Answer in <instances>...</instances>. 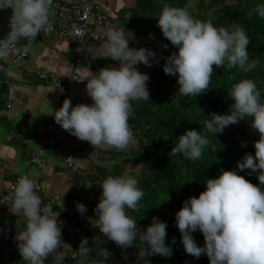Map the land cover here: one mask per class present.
Wrapping results in <instances>:
<instances>
[{
    "label": "clouds",
    "instance_id": "obj_1",
    "mask_svg": "<svg viewBox=\"0 0 264 264\" xmlns=\"http://www.w3.org/2000/svg\"><path fill=\"white\" fill-rule=\"evenodd\" d=\"M52 3L53 0H0V8L10 9V30L6 40L0 43L14 49L22 41H34L46 30ZM253 14L264 19V3L250 7L247 15ZM155 17L163 37L176 49L164 57L162 69L165 74L176 77L179 95L196 97L205 92L213 75V65L217 68L237 66L245 72L256 65V61L249 60L246 32L235 22L216 26L211 19L194 18L187 6L165 5ZM105 37L102 57L116 61L117 65L101 67L96 72L89 70L81 79L86 80L85 91L91 103L72 105L71 100L65 98L52 116L63 130L95 148L107 146L124 150L134 142L128 124L132 115L130 102L150 100L146 84L149 76L136 65L151 67L158 61L151 48L129 47V41H134L135 36L124 25L107 26ZM162 47L166 49L167 45ZM7 71L0 66V72ZM53 84V89L60 88L59 81ZM227 95L231 99L230 111L202 116L199 124L204 132L214 135L250 117V125L259 133V138L253 141L254 155L245 153L236 169L249 170L246 175L255 173L259 183H251L237 174L236 169L221 170L218 176L204 179V190L197 196H189L181 202L174 214L175 225L184 252L194 258L204 254L209 264H264V102L256 83L248 78L233 83ZM177 141L169 156L180 154L189 160L199 159L210 143L207 136L196 129H186ZM97 185L101 192L93 212L99 235L91 238V245L88 237L79 241L76 252L80 264H106L111 253L101 247L104 239L122 250L124 260H127L124 250L134 247L135 241L143 245L138 250L139 257L172 255L170 245L165 243L166 222L153 216L141 229L137 220L128 214V210H139L144 196L134 176L109 175ZM5 199L10 200L11 214L24 218L23 230L16 231L14 239L26 264H45L49 257L51 264H65L60 250V223L49 215V207L42 205L33 180L20 175ZM75 207L80 214L87 210L80 202H76ZM197 230L203 236L202 246H198L192 235ZM171 243H175V237ZM93 252L103 259L95 260V256L90 255Z\"/></svg>",
    "mask_w": 264,
    "mask_h": 264
},
{
    "label": "trees",
    "instance_id": "obj_2",
    "mask_svg": "<svg viewBox=\"0 0 264 264\" xmlns=\"http://www.w3.org/2000/svg\"><path fill=\"white\" fill-rule=\"evenodd\" d=\"M191 1L193 0H134L130 8H123L118 13L116 21L119 26L124 25L131 30L135 40L142 41L145 48L161 51L157 53L161 64L157 70L148 74L146 84L150 100L130 102L132 115L128 124L135 144H129L124 150H113L108 160H100V163L96 162L81 175H74L75 183L69 192L70 198L74 203H83L86 212L74 214L55 208L60 215V226L68 223L83 229L79 235L81 237H76L75 241L62 232L61 236L65 237L64 243L68 246L64 250L65 244H61L60 248L67 264H80L76 250L81 238L88 237L91 245V238L99 235L98 222L94 221L96 217L93 212L101 192L97 184L109 175L125 173L134 176L138 187L144 192L139 210H128V214L137 220V225L143 229L153 216L167 224L165 243L170 245L172 255H151L156 264H209L204 254L194 258L184 252L174 214L183 200L189 196H197L204 190V179L218 176L221 170L236 169L237 162L245 153L254 155L253 141L259 138V133L251 127L250 117L230 124L223 132L214 135L204 132L199 122L202 116L207 117L210 113L226 114L230 111L231 99L227 93L231 85L240 79H252L264 102V19L255 14L251 17L247 15L250 7L256 3H264V0H197L195 6L191 5ZM165 5L187 6L194 18L211 19L216 26H227L232 22L239 24L248 37L247 52L249 60L256 61L255 67L245 72L237 66L217 68L213 65V75L205 92L196 97L176 93V77L165 74L162 69L164 57L176 49L163 37L155 17ZM163 45H167V48L162 47ZM186 129L202 131L210 141L197 160L185 159L180 154L169 156L171 147L178 142L177 137ZM236 170L237 174L251 183H259L255 173L246 175L249 170ZM5 223L18 231L24 227L21 218L17 220L12 216L7 217ZM19 223L22 224L20 229ZM192 235L198 246H202V234L197 230ZM172 237H175V243H171ZM101 247L111 253L106 264H144L149 256H138V250L143 247L139 241L134 242V247L124 250L127 260L122 258V250L112 241L104 239ZM90 255L95 256V252ZM94 259L103 258L95 256Z\"/></svg>",
    "mask_w": 264,
    "mask_h": 264
},
{
    "label": "crops",
    "instance_id": "obj_3",
    "mask_svg": "<svg viewBox=\"0 0 264 264\" xmlns=\"http://www.w3.org/2000/svg\"><path fill=\"white\" fill-rule=\"evenodd\" d=\"M57 1L69 7H76L85 4L87 0ZM133 3L134 0L97 2L99 9L116 23L119 11L130 8ZM50 16L52 19L55 18L52 8ZM37 37L28 60L16 66L17 69L12 72V79L6 85V93L0 103V188L7 190L15 178L27 175L42 187L43 192L61 197L59 209L76 214L78 213L76 203L71 200L69 194L75 183V174L66 168L65 156L74 155L78 168L84 172L97 162L100 155L112 147L95 148L89 142L69 134L61 137L57 146L49 147L42 167L32 166L30 156L36 152L46 136L47 125L54 121L53 110L59 108L64 95V90L61 92L60 88L53 89L55 85L38 80L34 71L45 70L64 78L78 75V81L68 88L67 93L72 105H75L91 103L85 91L86 80L81 79L88 75L89 70L96 72L101 67L89 69L87 63L95 59L105 66H116L117 62L102 57L104 55L101 51L102 43H89L85 47L82 65L78 66L75 63L74 43L60 41L55 36L45 40ZM156 61L160 62L157 53ZM154 65L157 68L159 66L154 62L147 74L157 70ZM136 67L139 71L147 68L143 64H137ZM55 217L60 222L57 211L52 218ZM12 218L15 219L13 216ZM22 224L24 225L23 220ZM22 224L19 223V229ZM18 259L25 264L22 259L19 257Z\"/></svg>",
    "mask_w": 264,
    "mask_h": 264
},
{
    "label": "built area",
    "instance_id": "obj_4",
    "mask_svg": "<svg viewBox=\"0 0 264 264\" xmlns=\"http://www.w3.org/2000/svg\"><path fill=\"white\" fill-rule=\"evenodd\" d=\"M97 2L98 0H87L85 4L81 6L69 7L57 0H53L50 8L54 10L55 18L52 19V17L49 16V23L46 30L42 31L37 36H39L42 40L55 36L60 41L74 43L75 63L78 66L82 65V58L86 45L89 43L103 44L106 38L105 33L107 26L111 25L119 27V25L111 17L107 16L99 9ZM35 40L30 43L24 41L14 59H6L3 61V67L8 69L7 73L3 72L6 85H8L12 79V68L14 66H19L21 61L30 56ZM141 46L145 47L142 41H129V47ZM25 48L27 49L26 51L24 50ZM151 49L155 53H161V51L157 52L153 48ZM86 66L89 69H97L103 66L105 67V64L93 59L88 62ZM34 75L38 80L46 84L54 85L53 81H59L60 88L64 90L61 104L65 98H68V88H70L72 84L77 82L79 79L78 75H72L64 78L55 76L45 70H36L34 71ZM46 130V136L40 143L36 152L30 156V163L32 166L42 167L45 163V155L49 147L57 146L61 137L70 134L69 132L63 130L57 123H55V121L50 122L47 125ZM135 142L136 141L131 142L130 144H134ZM64 163L70 172L74 174H82L83 171L78 168L76 157L74 155H66ZM17 178L12 181L9 189L6 190L0 188V200H2V204H0V264H23L17 257L12 255L17 249L16 241L14 239L15 233L16 231H19L16 230L14 226L5 223L6 218L9 216H13L17 218V220L18 218H21L24 222L23 216L11 214L10 200L5 199V197L11 193ZM33 183L34 190L40 196L42 205L49 207V215L53 217L55 215V208L61 204V197L58 195H49L43 192L42 187L36 181H33ZM62 232L68 235L71 240L75 241L76 237L83 232V229L70 224H65L61 226V233ZM60 250L63 252L62 249ZM65 264H67L66 260ZM144 264H156V262L150 255Z\"/></svg>",
    "mask_w": 264,
    "mask_h": 264
},
{
    "label": "water",
    "instance_id": "obj_5",
    "mask_svg": "<svg viewBox=\"0 0 264 264\" xmlns=\"http://www.w3.org/2000/svg\"><path fill=\"white\" fill-rule=\"evenodd\" d=\"M9 16L10 9L0 8V41L6 40L9 32ZM24 41L18 43L15 48H9L6 44L0 43V66H3V61L8 59H14L20 48L22 47ZM6 91V84L3 77V72H0V103L4 97Z\"/></svg>",
    "mask_w": 264,
    "mask_h": 264
},
{
    "label": "rangeland",
    "instance_id": "obj_6",
    "mask_svg": "<svg viewBox=\"0 0 264 264\" xmlns=\"http://www.w3.org/2000/svg\"><path fill=\"white\" fill-rule=\"evenodd\" d=\"M196 1L197 0H193V1H191V5H193V6H195L196 5ZM28 59H25V60H23V61H21L20 62V65L22 64V63H24V62H26ZM158 63V65L160 66V64H161V60H160V62H157ZM155 66V65H154ZM153 66V67H154ZM158 66V67H159ZM155 68H157L156 66H155ZM15 69H17V67L16 66H14L13 68H12V72L15 70ZM152 68L151 67H147V68H144L143 70H141V72H144V73H146L147 71H149V70H151ZM135 144V143H134ZM134 144H131V146H133ZM130 145H128L127 147H129ZM52 147H54V146H52ZM52 147H50V148H52ZM108 151H106V152H104L102 155H100V157L98 158V160H97V162L98 163H100V160H108L109 159V157L111 156V153L113 152V150H116L115 148H109V149H107ZM119 151V150H118ZM105 157V158H104ZM68 236V235H67ZM77 237H81V236H77ZM83 237V236H82ZM62 238V244H65L64 242H65V237H61ZM70 238V237H69ZM71 239V238H70ZM68 245L67 244H65V245H63V249L65 250L66 249V247H67ZM61 249V248H60ZM13 256H15V257H19L20 259H22L21 257H20V255H19V253H18V251H17V249L13 252V254H12ZM22 261L26 264V262L22 259ZM45 264H51V257H49V258H47L46 259V261H45Z\"/></svg>",
    "mask_w": 264,
    "mask_h": 264
}]
</instances>
